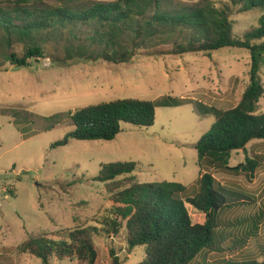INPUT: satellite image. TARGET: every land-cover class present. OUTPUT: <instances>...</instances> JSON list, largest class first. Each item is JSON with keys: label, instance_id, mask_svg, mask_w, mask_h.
Listing matches in <instances>:
<instances>
[{"label": "trees", "instance_id": "obj_1", "mask_svg": "<svg viewBox=\"0 0 264 264\" xmlns=\"http://www.w3.org/2000/svg\"><path fill=\"white\" fill-rule=\"evenodd\" d=\"M241 12L253 8L264 10V0H239ZM235 1L234 3H239ZM231 7H218L212 0L176 3L173 0H0V69L8 65L28 67L41 58L54 63L76 61L123 64L138 55H183L207 53L223 48L245 49L251 56L250 83L240 102L221 109L191 98L163 96L155 101L136 98L118 99L44 117L34 112L3 107L0 116L13 118L25 138L57 128L73 126L65 138L52 148L66 146L70 139L114 140L123 124L153 126L159 107L193 104L203 116L214 115L215 123L196 144L200 165L208 162L216 170L231 175L245 174L252 181L261 157H247L245 162L230 166L234 151L246 150L254 140H264V112L258 104L264 96L261 68L264 60V14L257 28L237 36L230 19ZM42 127L34 130V120ZM24 125V126H23ZM133 162L102 164L96 180L116 186L121 176L132 177ZM199 191L187 194L179 182H133L113 193L115 205L103 226L75 227L66 238L46 235L29 237L23 249L51 264L52 257L72 259L76 264H98L94 235L119 234L125 222L129 249L145 247L146 258L138 264H211L197 258L204 252H241L257 238L264 212L233 221L220 222V213L235 203L245 204L250 196L228 189L211 172L197 181ZM118 189V187H115ZM187 204L205 215V222L194 223ZM243 227L241 238H225L219 232ZM60 232V231H59ZM111 264H122L111 251ZM218 264H264L257 259L223 260Z\"/></svg>", "mask_w": 264, "mask_h": 264}, {"label": "rangeland", "instance_id": "obj_2", "mask_svg": "<svg viewBox=\"0 0 264 264\" xmlns=\"http://www.w3.org/2000/svg\"><path fill=\"white\" fill-rule=\"evenodd\" d=\"M212 1L218 7H231L230 19L237 36L257 28L264 14L261 8L241 12L243 3L239 0ZM250 68L249 51L235 48L211 54H142L123 64L84 61L52 64L41 58L28 67L8 65L6 71L0 69V105L50 117L118 99L155 101L167 95L229 109L240 102L250 83ZM261 77L264 84V60ZM258 112H264V96ZM22 116L34 120V130L42 127L40 120L27 114ZM215 121L214 115H201L193 104L159 107L153 126L126 123L114 140L70 139L68 145L53 149L52 144L65 138L73 126L25 138L12 117L0 116V264H43L40 258L23 249L29 237L66 238L67 232L61 230L90 225L104 227V219L115 208L113 193L133 182H179L187 187L189 196H195L199 191L198 179L208 171L222 186L255 201L245 199V204L231 205L220 213V222L264 212V140L250 142L246 150L234 151L230 159V166H236L247 157L260 155L262 160L252 181L245 174L218 171L208 162L200 165L196 144ZM126 161L136 165L132 177H118L116 186L96 180L102 164ZM187 207L194 223L205 222L204 214L190 204ZM122 225L115 236L104 231L94 235L98 264H111V251L122 264H138L146 258L144 246L129 249L125 222ZM243 230V227L228 231L221 228L219 232L227 239L241 238ZM230 259L264 260V220L259 236L250 240L244 251L231 252L225 247L221 254L204 252L197 261L218 264ZM50 263L76 264L72 259L56 257Z\"/></svg>", "mask_w": 264, "mask_h": 264}]
</instances>
